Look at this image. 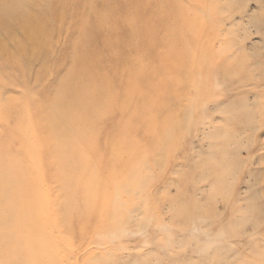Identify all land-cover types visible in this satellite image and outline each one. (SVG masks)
<instances>
[{
    "label": "rangeland",
    "instance_id": "obj_1",
    "mask_svg": "<svg viewBox=\"0 0 264 264\" xmlns=\"http://www.w3.org/2000/svg\"><path fill=\"white\" fill-rule=\"evenodd\" d=\"M0 7V158L31 264H264V0ZM71 109L77 137L54 140Z\"/></svg>",
    "mask_w": 264,
    "mask_h": 264
},
{
    "label": "bare ground",
    "instance_id": "obj_2",
    "mask_svg": "<svg viewBox=\"0 0 264 264\" xmlns=\"http://www.w3.org/2000/svg\"><path fill=\"white\" fill-rule=\"evenodd\" d=\"M208 1V0H207ZM2 2V1H1ZM14 2V1H13ZM225 3V2H224ZM212 4V3H211ZM2 5V4H1ZM220 7V6H219ZM205 8V7H204ZM1 9V7H0ZM21 12V11H20ZM32 12V11H31ZM1 13V12H0ZM4 14V13H3ZM6 14V13H5ZM21 14V13H20ZM11 15V14H9ZM18 15V14H17ZM23 15V14H21ZM15 16V15H14ZM36 16V15H35ZM2 17V16H1ZM45 17V16H44ZM5 19V18H3ZM25 19V16H24ZM40 19V18H39ZM26 20V19H25ZM36 20V19H35ZM13 21V20H12ZM27 21V20H26ZM33 22V21H32ZM42 22V21H41ZM45 22V21H43ZM42 22V23H43ZM40 23V22H39ZM38 23V24H39ZM4 24V23H3ZM12 24V23H11ZM24 25V24H23ZM40 25V24H39ZM42 25V24H41ZM1 26V23H0ZM20 26V25H19ZM30 26V25H29ZM21 27V26H20ZM23 27V26H22ZM15 29V28H14ZM42 29V28H41ZM28 30V29H27ZM12 31V30H11ZM14 32V31H13ZM17 32V31H16ZM15 32V33H16ZM9 33H11L9 31ZM28 35V34H27ZM36 35V34H35ZM42 35V34H41ZM23 37V36H22ZM21 37V38H22ZM37 37V36H36ZM35 37V39H36ZM20 38V37H19ZM30 39V37H29ZM32 39V38H31ZM20 41V40H19ZM2 43V42H1ZM5 45V44H3ZM3 48V47H2ZM1 48V49H2ZM7 48V47H6ZM6 50V49H5ZM32 52V51H30ZM14 54V53H13ZM16 54V53H15ZM14 54V55H15ZM8 55V54H7ZM11 56V55H10ZM17 56V55H16ZM18 57V56H17ZM9 58V57H8ZM11 59V58H10ZM18 59V58H17ZM16 59V60H17ZM21 61V60H20ZM17 63V62H16ZM123 71H121L122 73ZM124 73V72H123ZM130 78V76H129ZM128 78V80H129ZM121 79H122V75H121ZM127 80V81H128ZM124 87V86H122ZM126 87V86H125ZM124 87V89H125ZM126 91V89L124 90ZM128 92V91H127ZM125 93V92H124ZM90 98V97H89ZM126 98V97H125ZM130 103V102H129ZM128 104V103H127ZM65 109V108H64ZM72 111L70 112V110H66L63 112V115L57 116L56 117V121L53 122V125H50V129L53 132V137H55L54 140L58 139V138H64V139H68L69 137H77V133H79L80 129H77V127L79 126V122L81 121L80 119H82L80 116H82V112H84V110L81 109H71ZM54 114V113H53ZM76 114V115H75ZM252 121V120H251ZM71 122V123H70ZM256 122V121H255ZM81 123V122H80ZM257 123V122H256ZM262 123V122H261ZM122 125V124H121ZM243 131V130H242ZM245 133V132H244ZM241 136V135H240ZM51 148V147H50ZM55 149V153L58 151V147H54ZM227 150V149H226ZM224 149V151H226ZM233 151V150H232ZM226 154V153H223ZM229 155V154H228ZM5 158V157H4ZM7 159V158H6ZM237 160V159H236ZM241 160V159H240ZM231 160H229L230 162ZM234 161V160H233ZM239 161V160H238ZM226 162V161H225ZM237 162V161H235ZM234 162V163H235ZM240 162V161H239ZM228 163V161H227ZM232 163V161L230 162ZM229 163V164H230ZM224 164V163H223ZM227 165V164H226ZM234 165V164H232ZM236 165V164H235ZM241 165V164H240ZM210 168V167H209ZM206 170V169H205ZM215 170V169H214ZM217 171V170H216ZM215 171V172H216ZM0 205L1 204H5L6 208H5V212L3 208H0V218L2 220V223L0 225V229H1V239L3 240V243L1 244L0 242V247L3 248V246H5L7 248V255L6 256H1L0 254V264H31L30 261V256H29V246L27 244V242L25 241V238H23L21 235H19L18 233L19 231V226L18 224L21 223L23 220L22 217H18L17 215H15V212L12 210V205H14L13 202H11V193H10V188H9V184L8 182L10 181V179L8 178L7 174H10V170L9 167H7V165L4 163V161L2 160V157L0 158ZM208 177V176H207ZM214 182V181H213ZM218 182V181H217ZM216 182V183H217ZM218 184V183H217ZM132 186V185H130ZM215 186V185H214ZM217 186V185H216ZM219 186V185H218ZM135 187V186H134ZM222 187V186H221ZM231 187V186H230ZM129 188V187H128ZM136 188V187H135ZM219 188V187H218ZM217 188V189H218ZM226 188V187H225ZM224 188V189H225ZM211 189V187H210ZM227 189V188H226ZM137 190V189H136ZM199 190V189H198ZM205 189H203L204 192ZM213 190V189H212ZM221 190V189H220ZM229 190V188H228ZM133 192V191H132ZM136 192V191H134ZM202 192V194H203ZM226 192V191H225ZM229 192V191H228ZM249 192V191H248ZM199 193V192H198ZM222 193V192H221ZM224 194V191H223ZM226 195V193H225ZM256 195V194H255ZM206 194L203 196L205 197ZM117 199V198H116ZM171 199V198H170ZM200 199V198H199ZM227 199V198H226ZM242 199V198H241ZM118 200V199H117ZM197 200V199H195ZM215 200V199H214ZM213 200V201H214ZM133 201V200H132ZM192 201V200H191ZM120 202V201H119ZM130 202V201H129ZM208 202V201H207ZM224 202V201H223ZM222 202V203H223ZM226 202V201H225ZM241 202V200H240ZM173 203V202H172ZM196 203V202H195ZM209 203V202H208ZM207 203V204H208ZM221 203V202H220ZM238 203V202H237ZM206 204V203H205ZM226 204V203H225ZM118 205V204H117ZM127 205V204H125ZM212 205V204H210ZM218 205V204H217ZM229 205V203H228ZM125 207V206H124ZM197 207V204H196ZM229 207V206H228ZM241 207V206H240ZM119 208V207H118ZM133 209V208H132ZM203 209H205V207H203ZM214 209V208H213ZM216 209V208H215ZM122 210V209H121ZM136 210V209H134ZM199 211V210H198ZM217 212V210H215ZM237 211V209H236ZM7 212V213H6ZM125 212V211H124ZM129 212V211H128ZM188 212V209H187ZM221 212V211H220ZM200 213V212H199ZM212 213V212H211ZM235 213V212H234ZM233 213V215H234ZM187 214V213H186ZM203 214V213H202ZM201 216V215H200ZM235 216V215H234ZM186 217V216H184ZM211 218H217V216H210ZM219 217V216H218ZM128 218V217H127ZM188 218V217H187ZM193 219V218H192ZM236 219V218H234ZM219 220V219H218ZM229 221V220H228ZM226 221L225 224L229 225V222ZM232 221V220H231ZM257 221V220H256ZM211 222V221H210ZM233 222V221H232ZM131 223V222H130ZM181 224V223H180ZM184 224V223H183ZM182 224V225H183ZM26 225V224H25ZM29 225V224H28ZM34 225V223H33ZM254 225V224H253ZM185 226V225H184ZM21 229V228H20ZM231 230V228H230ZM245 232V231H244ZM243 232V234H245ZM241 233V232H240ZM17 236V238L12 239V236ZM214 235L217 236V238L219 237H229L231 235H234L232 231H227V232H216ZM214 237V236H213ZM233 237V236H232ZM224 240V239H223ZM3 245V246H2ZM4 247V248H5ZM2 250V249H1ZM8 253L10 254L8 256ZM44 253V252H43ZM43 256V255H42ZM41 260V259H40ZM39 261V260H38Z\"/></svg>",
    "mask_w": 264,
    "mask_h": 264
}]
</instances>
